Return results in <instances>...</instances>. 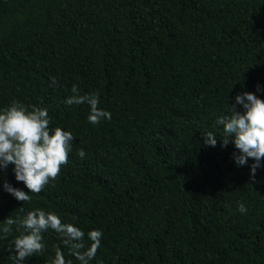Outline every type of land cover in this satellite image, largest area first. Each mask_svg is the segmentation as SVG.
<instances>
[{"label": "trees", "instance_id": "obj_1", "mask_svg": "<svg viewBox=\"0 0 264 264\" xmlns=\"http://www.w3.org/2000/svg\"><path fill=\"white\" fill-rule=\"evenodd\" d=\"M74 84L111 119L67 106ZM243 92L264 100V0H0V108L46 107L74 137L30 202L3 188L28 193L14 166L0 170V222L44 209L100 230L89 264H264V160L249 184L254 161L237 166L216 124ZM18 235L0 238V264H16ZM43 237L44 254L20 264H50L56 245L80 264Z\"/></svg>", "mask_w": 264, "mask_h": 264}, {"label": "clouds", "instance_id": "obj_2", "mask_svg": "<svg viewBox=\"0 0 264 264\" xmlns=\"http://www.w3.org/2000/svg\"><path fill=\"white\" fill-rule=\"evenodd\" d=\"M56 85L55 77L51 78ZM259 91V87L257 89ZM71 94L65 104L87 105L89 107L88 122L99 124L102 120L111 119V113L99 108V96L95 93L81 94L78 85H73ZM240 106L243 111L237 109ZM216 124L222 126V146L234 144L236 152L233 159L237 166H244L252 159L250 183H255L257 169L264 160V100L255 94L243 92L235 97V104L229 106L228 114L221 115ZM51 119L46 107L25 105L13 101L9 106L0 108V170L13 165L15 179L22 182L28 193L14 188L7 182L3 188L16 200L30 202L32 194L42 192L50 182L56 181L61 169L67 165L69 153L72 151L74 137L71 132L61 127H51ZM205 146L215 147L217 136L213 132L204 134ZM79 156L84 157L83 150ZM23 211V208H21ZM238 211L246 213L243 203H239ZM0 238L7 239L13 226L19 233L10 240L9 248L15 254L10 257L20 264L25 258L43 255L45 244L43 233L52 230L58 234L61 244L68 249V254L80 262L89 264L101 247L103 233L100 230H83L72 223H65L53 211L36 209L28 211L23 217L9 216L0 222ZM14 246V248L12 247ZM54 258L50 264H72L66 260L60 245H56Z\"/></svg>", "mask_w": 264, "mask_h": 264}]
</instances>
